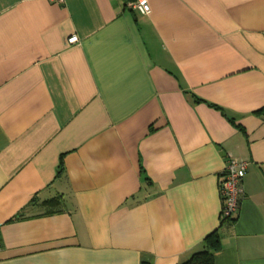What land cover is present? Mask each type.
Masks as SVG:
<instances>
[{
	"label": "crops",
	"instance_id": "1",
	"mask_svg": "<svg viewBox=\"0 0 264 264\" xmlns=\"http://www.w3.org/2000/svg\"><path fill=\"white\" fill-rule=\"evenodd\" d=\"M129 1L0 0V264H264V0Z\"/></svg>",
	"mask_w": 264,
	"mask_h": 264
},
{
	"label": "built area",
	"instance_id": "2",
	"mask_svg": "<svg viewBox=\"0 0 264 264\" xmlns=\"http://www.w3.org/2000/svg\"><path fill=\"white\" fill-rule=\"evenodd\" d=\"M51 3L62 4L64 0H48ZM128 7L147 15L150 13V6L147 0H130ZM78 36L72 35L67 39L69 44L78 42ZM248 162L241 158L229 157L224 170L222 179L219 182V193L222 201L221 219L231 218L238 211L240 198L243 194L242 181L247 173Z\"/></svg>",
	"mask_w": 264,
	"mask_h": 264
},
{
	"label": "trees",
	"instance_id": "3",
	"mask_svg": "<svg viewBox=\"0 0 264 264\" xmlns=\"http://www.w3.org/2000/svg\"><path fill=\"white\" fill-rule=\"evenodd\" d=\"M45 204L51 203L50 207L54 208L50 212H55L59 210L61 206V201L56 197V199H52L50 201L43 202ZM233 221V218H223L221 219V224L230 223ZM220 249V233L216 229L209 235H207L202 244L200 249L194 251L189 259L181 264H214V257L213 254Z\"/></svg>",
	"mask_w": 264,
	"mask_h": 264
}]
</instances>
